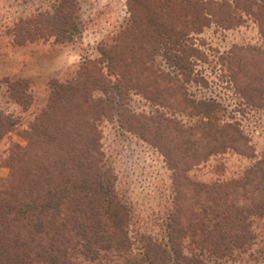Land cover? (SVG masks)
Returning a JSON list of instances; mask_svg holds the SVG:
<instances>
[{"label":"trees","instance_id":"16d2710c","mask_svg":"<svg viewBox=\"0 0 264 264\" xmlns=\"http://www.w3.org/2000/svg\"><path fill=\"white\" fill-rule=\"evenodd\" d=\"M29 2L0 0V40L22 48L70 43L81 34L76 0H37L30 13L15 14ZM126 6V26L99 58L82 63L80 81L54 80L45 105L29 117L37 101L33 82L4 81L21 112L0 107V139L15 134L25 145L10 141L0 156L11 172L0 185V264H208L212 258L264 264V231L255 227L264 219V156L253 154L252 136L237 117L242 108L264 114V0H126ZM249 24L257 27L256 43L208 54L198 41L212 26L225 33ZM107 83L112 99L129 96L126 126L118 108L110 122L108 99L94 96ZM171 85L183 92V111L168 103ZM225 91L233 105L224 102ZM196 108L197 114L185 111ZM191 115L201 118L197 125ZM103 119L134 138L131 130L160 142L170 136L164 130L184 134L185 146L176 148L182 160H172L169 147L164 153L176 195L165 242L146 235L132 240L131 207L103 149ZM227 152L252 162L230 178L188 177Z\"/></svg>","mask_w":264,"mask_h":264},{"label":"rangeland","instance_id":"374dc122","mask_svg":"<svg viewBox=\"0 0 264 264\" xmlns=\"http://www.w3.org/2000/svg\"><path fill=\"white\" fill-rule=\"evenodd\" d=\"M45 1V0H40ZM79 8V21L82 32L73 42L58 45H28L22 48H13L6 41L0 40V107L9 112L20 113L21 110L14 105L8 98L7 89L4 84L6 77L26 78L33 82L36 94V103L34 107L27 112L29 117L33 112L41 109L49 95L50 84L54 80L74 81L78 83V72L80 66L87 59L99 58V52L104 49V45H109L116 37L122 27H125L129 14L126 6V0H76ZM37 0H31V3L18 6L15 14L20 15L23 11L30 13L36 7ZM200 44L208 54L213 50L220 48L228 49L233 44L256 43L259 40L257 27L249 24L235 31L223 32L217 30L214 26L207 29L198 37ZM249 56V55H248ZM260 61V60H258ZM210 78V82L217 83L218 79L211 68L198 64ZM206 67V69L204 68ZM245 74V72H242ZM241 74V76H242ZM104 93L99 90L94 92L96 98H107L108 102L104 104V113L110 122L114 109L118 108L121 121L126 123V115L131 116V105L127 92L124 91L122 97L112 99L111 85L107 83L104 86ZM170 101L176 111H183L182 98L183 92L174 85H171ZM226 92V91H225ZM204 93V91H203ZM229 94H225L227 97ZM182 96V98H181ZM116 100V101H115ZM226 103L233 102L228 97ZM116 102L118 106H116ZM134 103V106L143 107L141 102ZM236 109V107H235ZM108 111V113H106ZM197 114L195 110H185ZM237 117L242 119L245 131L252 136V151L257 157L264 156V114L245 112L243 108L239 110ZM194 115H191L193 117ZM195 115L193 117L198 120ZM104 123V119L99 124L102 133L103 149L113 159L115 172H117V187L119 192L126 198L131 207L130 236L132 240L137 241L141 235L151 236L154 239L165 242L166 221L168 213L172 211L175 202V192L171 176L173 172L168 169L164 153L170 148L175 158L172 160H182L178 157L176 148L185 146L186 138L184 134L172 133L173 130H162L165 135V142L156 141L153 135H140L142 131L135 130L131 132L134 137L125 136L116 124ZM171 124V123H170ZM179 126L178 122L172 123ZM126 126V124H124ZM181 125V124H180ZM194 127V126H191ZM196 127V126H195ZM194 127V128H195ZM126 129H128L126 127ZM153 131H149V133ZM150 133V134H151ZM146 138H143V137ZM143 139H142V138ZM145 142H143L142 140ZM10 141L25 145L15 134L5 136L0 139V156L6 149ZM191 142H195L192 141ZM204 145V143H203ZM169 147V148H168ZM256 151V154H255ZM252 153V152H251ZM177 154V155H176ZM192 159H188L191 163ZM251 160L241 157L234 152H227L223 156L210 159L206 164L200 167H193L188 172V177L194 181L212 182L217 176L230 178L241 173L243 169L251 164ZM10 170L0 166V185L4 184L10 177ZM256 231L260 234L264 231V219L255 220ZM188 239L183 240L186 246ZM137 245V244H135ZM258 247H255L257 249ZM208 264H234L230 258H212Z\"/></svg>","mask_w":264,"mask_h":264}]
</instances>
